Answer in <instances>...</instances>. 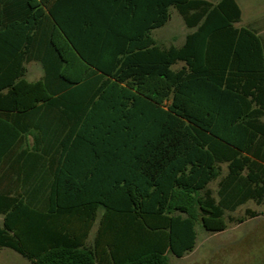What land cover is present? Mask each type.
Wrapping results in <instances>:
<instances>
[{"label": "trees", "instance_id": "16d2710c", "mask_svg": "<svg viewBox=\"0 0 264 264\" xmlns=\"http://www.w3.org/2000/svg\"><path fill=\"white\" fill-rule=\"evenodd\" d=\"M171 8L190 31L165 47L152 31ZM240 15L235 0H0V249L168 264L197 223L264 214V48Z\"/></svg>", "mask_w": 264, "mask_h": 264}, {"label": "rangeland", "instance_id": "374dc122", "mask_svg": "<svg viewBox=\"0 0 264 264\" xmlns=\"http://www.w3.org/2000/svg\"><path fill=\"white\" fill-rule=\"evenodd\" d=\"M216 2L217 0H208ZM190 30L183 23L181 16L173 8L170 9V18L166 24L152 31L155 41L162 46H180ZM181 63L174 66L179 68ZM28 81L38 79L42 70L38 63L26 65ZM264 121V118H263ZM209 187L215 192L216 182ZM245 209L261 213L256 218L247 219L241 224L228 223L227 228L219 233L206 232L197 223V233L194 249L181 258L168 254V264H264V214L263 207L248 202L230 213L239 217ZM1 218V217H0ZM95 229L92 230L91 236ZM0 264H31L15 252L0 249Z\"/></svg>", "mask_w": 264, "mask_h": 264}, {"label": "crops", "instance_id": "0c3cea01", "mask_svg": "<svg viewBox=\"0 0 264 264\" xmlns=\"http://www.w3.org/2000/svg\"><path fill=\"white\" fill-rule=\"evenodd\" d=\"M235 2L241 12L240 21L235 26L253 30L261 38L264 48V0H235Z\"/></svg>", "mask_w": 264, "mask_h": 264}]
</instances>
